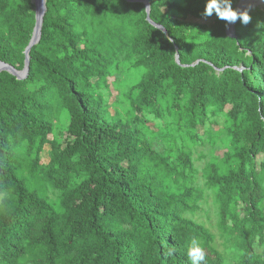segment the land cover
Wrapping results in <instances>:
<instances>
[{
  "label": "trees",
  "instance_id": "trees-1",
  "mask_svg": "<svg viewBox=\"0 0 264 264\" xmlns=\"http://www.w3.org/2000/svg\"><path fill=\"white\" fill-rule=\"evenodd\" d=\"M46 1L28 76L0 72V264H264V7L230 36L239 0H149L167 36L141 2ZM0 18V61L23 70L35 5ZM208 191L222 250L196 219Z\"/></svg>",
  "mask_w": 264,
  "mask_h": 264
},
{
  "label": "rangeland",
  "instance_id": "rangeland-1",
  "mask_svg": "<svg viewBox=\"0 0 264 264\" xmlns=\"http://www.w3.org/2000/svg\"><path fill=\"white\" fill-rule=\"evenodd\" d=\"M206 23H210V20H206ZM0 23H1V18H0ZM142 70H124L121 71L120 74H118L115 78H111V86H112V91L111 94L108 93V90L106 88L102 89L103 94L105 95V99L109 104H112L115 102V100H118L120 97V91L124 87L131 86L133 83H135L140 75L142 74ZM112 82L114 85H112ZM34 88V87H31ZM152 118V116L150 117ZM52 120L55 124V135L62 141L65 140L67 136V128L70 123L68 115L65 111L61 110L58 111L57 109L54 111L52 114ZM218 125L214 126L213 129L218 130L219 128H223V117H219L218 119ZM156 123H161L160 120H155ZM209 128V125H206L205 127H198V134L199 136H203L204 131ZM216 149V148H215ZM213 148L212 146L207 143L205 146H198L195 149V154L194 158L196 160V165L200 169V174H201V169L206 165V163L211 159L212 153H213ZM218 155L221 154V150L217 148ZM205 156L203 159H199L200 156ZM49 160V147L45 149L43 152V162H47ZM203 177L201 178L202 184L203 182ZM52 192V191H51ZM208 198L207 200L203 203L202 205V210L199 211L196 215V219H198L200 222H203L207 227H209L212 231L217 233V245L219 248L222 250V241L221 238L219 237L218 233V228H217V223H218V211H217V206L214 201V196L211 191H208ZM52 196L56 197V194L52 193ZM2 195L0 196V202L2 199ZM259 250V248H257Z\"/></svg>",
  "mask_w": 264,
  "mask_h": 264
},
{
  "label": "water",
  "instance_id": "water-1",
  "mask_svg": "<svg viewBox=\"0 0 264 264\" xmlns=\"http://www.w3.org/2000/svg\"><path fill=\"white\" fill-rule=\"evenodd\" d=\"M128 1L144 3L146 5L147 19L149 20V22L153 24L155 27L161 29L167 36H169L164 26L155 23L151 19L150 17L151 7H150L149 0H128ZM32 2L35 5L36 24H35V28H34V32H33L30 44L27 46L25 50L26 59H25L24 69L19 71L16 68H14L12 65L6 62L0 61V72L7 71L19 79H24L29 74L30 52H31L32 47L40 42V39L42 37L43 21H44V17L47 11V6H46L47 1L46 0H32ZM263 7H264V0H239L235 6V11L229 20V26L227 28L228 35L236 36L235 26H236L238 19L241 16L249 14L252 11L256 10L257 8L263 9ZM176 60L178 63H180V58L178 54H177Z\"/></svg>",
  "mask_w": 264,
  "mask_h": 264
}]
</instances>
